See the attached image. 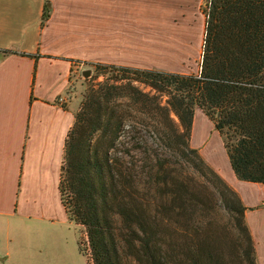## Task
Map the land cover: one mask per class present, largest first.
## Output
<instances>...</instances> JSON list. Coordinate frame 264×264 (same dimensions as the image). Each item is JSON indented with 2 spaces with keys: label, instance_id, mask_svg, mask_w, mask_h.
<instances>
[{
  "label": "trees",
  "instance_id": "trees-1",
  "mask_svg": "<svg viewBox=\"0 0 264 264\" xmlns=\"http://www.w3.org/2000/svg\"><path fill=\"white\" fill-rule=\"evenodd\" d=\"M202 12L197 73L95 64L106 77L85 90L59 182L92 264H257L246 207L190 141L200 110L237 179L264 184V0Z\"/></svg>",
  "mask_w": 264,
  "mask_h": 264
},
{
  "label": "crops",
  "instance_id": "crops-1",
  "mask_svg": "<svg viewBox=\"0 0 264 264\" xmlns=\"http://www.w3.org/2000/svg\"><path fill=\"white\" fill-rule=\"evenodd\" d=\"M205 1L0 0V220L69 221L59 182L76 111L67 95L72 76L97 63L201 62ZM198 117L211 121L196 110L191 141ZM220 175L246 207L257 264H264V184H242L233 170Z\"/></svg>",
  "mask_w": 264,
  "mask_h": 264
},
{
  "label": "rangeland",
  "instance_id": "rangeland-1",
  "mask_svg": "<svg viewBox=\"0 0 264 264\" xmlns=\"http://www.w3.org/2000/svg\"><path fill=\"white\" fill-rule=\"evenodd\" d=\"M192 54H197V52H189V55ZM174 62V59L166 61V63ZM86 69H90V73L86 77L74 74L68 88V99L73 103L76 109L75 113L81 107L85 90L89 86L103 81L106 77L102 75V70L95 66ZM161 69H177L197 73L200 69V59L197 58L195 63L190 66L176 67L168 64ZM212 123L203 117H198L190 144L194 147L195 144L202 142L199 146L200 149H203L199 150L200 154L216 171L227 176L228 170L232 172V169L223 139L212 127ZM200 133L204 135L203 140L199 138ZM169 156L175 160L174 162L178 161L171 151ZM223 179L226 181L225 178ZM242 184L252 183L243 181ZM228 185L234 189L229 183ZM78 240L87 247L84 230L73 222L61 220L58 217L33 222L26 219L0 220V253L3 257L7 256L4 261H0V264H92L86 255L79 252Z\"/></svg>",
  "mask_w": 264,
  "mask_h": 264
},
{
  "label": "water",
  "instance_id": "water-1",
  "mask_svg": "<svg viewBox=\"0 0 264 264\" xmlns=\"http://www.w3.org/2000/svg\"><path fill=\"white\" fill-rule=\"evenodd\" d=\"M89 73H90V69H86V70L83 72V76L86 77Z\"/></svg>",
  "mask_w": 264,
  "mask_h": 264
},
{
  "label": "built area",
  "instance_id": "built-area-1",
  "mask_svg": "<svg viewBox=\"0 0 264 264\" xmlns=\"http://www.w3.org/2000/svg\"><path fill=\"white\" fill-rule=\"evenodd\" d=\"M206 1H207V0H206ZM206 1H205V4H206ZM205 4H204V5H205Z\"/></svg>",
  "mask_w": 264,
  "mask_h": 264
}]
</instances>
